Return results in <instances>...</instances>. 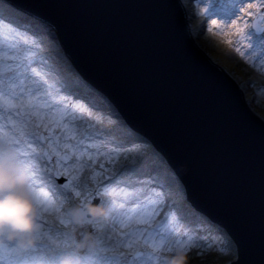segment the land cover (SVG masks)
Returning <instances> with one entry per match:
<instances>
[{
    "label": "snow or ice",
    "instance_id": "snow-or-ice-1",
    "mask_svg": "<svg viewBox=\"0 0 264 264\" xmlns=\"http://www.w3.org/2000/svg\"><path fill=\"white\" fill-rule=\"evenodd\" d=\"M197 2L207 3L206 14L231 19L245 49L235 53L264 70V0L243 8L245 0ZM80 7L76 0H0V143L27 164L41 208L40 241L22 249L0 240V264H55L48 237L67 229L64 205L85 198L111 212L88 225L97 247L82 251L84 264H156L176 246L187 250L189 264H224L225 256L226 264H264V121L255 122L250 107L264 99V86L238 104L235 77L219 69L225 78H214L216 85L233 104L201 115V127L197 113L212 103L207 85L192 83L183 98L177 91L192 81L175 48L177 37L184 45L185 0H118L107 17L73 21L69 10ZM120 8L150 13L123 17ZM88 40L131 51L138 63L150 58L158 84L161 76L176 80L169 98L192 121L207 165L198 185L188 164L174 162L84 69L79 49ZM240 121L258 128V155Z\"/></svg>",
    "mask_w": 264,
    "mask_h": 264
},
{
    "label": "water",
    "instance_id": "water-1",
    "mask_svg": "<svg viewBox=\"0 0 264 264\" xmlns=\"http://www.w3.org/2000/svg\"><path fill=\"white\" fill-rule=\"evenodd\" d=\"M83 7L70 9L69 18L73 21H89L107 17L114 11L112 5L118 0H76ZM134 3H148L150 0H130ZM119 14L131 17L139 13L148 15L149 9L120 8ZM185 31L182 44L179 37L175 40L178 58L182 57L191 71L192 81L184 88L177 89L179 98H183L192 83L203 82L212 94V103L201 113L210 115L217 105L226 111L231 109L233 100L224 95L217 87L215 79L225 78L219 65L211 61L195 44L187 21L184 20ZM195 53V57L189 52ZM79 56L84 69L109 91L122 106L125 113L139 123L172 157L174 162L187 163L190 170V181L198 185L206 170V161L200 150L199 134L193 130V123L177 111V103L169 98V92L176 87V80L161 76L157 83V72L150 58L145 57L142 63L135 60L131 51L114 49L111 43L98 46L93 40L86 41L79 49ZM179 62V60H178ZM211 69V71L209 69ZM215 78V79H214ZM233 96L238 104L243 94L236 83L232 84ZM191 110V109H187ZM251 115V114H250ZM251 118L259 123L262 121L256 114ZM201 127L207 125V119H199ZM240 126L247 129L246 146L250 151L259 153L260 132L258 128H247L245 121Z\"/></svg>",
    "mask_w": 264,
    "mask_h": 264
},
{
    "label": "clouds",
    "instance_id": "clouds-1",
    "mask_svg": "<svg viewBox=\"0 0 264 264\" xmlns=\"http://www.w3.org/2000/svg\"><path fill=\"white\" fill-rule=\"evenodd\" d=\"M110 212L111 205L94 199L65 204L61 219L67 229L48 237L49 247L58 252L55 264H84L82 251L97 247L88 225L106 219ZM40 217L27 164L12 145L0 143V240L14 241L22 249L34 247L40 241ZM156 264H189V255L183 246H176L160 253Z\"/></svg>",
    "mask_w": 264,
    "mask_h": 264
},
{
    "label": "rangeland",
    "instance_id": "rangeland-1",
    "mask_svg": "<svg viewBox=\"0 0 264 264\" xmlns=\"http://www.w3.org/2000/svg\"><path fill=\"white\" fill-rule=\"evenodd\" d=\"M247 2L249 0H245V3L241 4L240 7H245ZM185 5L188 12L186 21L198 48L212 62L231 73L247 97L255 95L258 89L264 86V70L258 71L248 67L235 53V47L245 49L241 43H238L239 37L235 34L234 28L231 27V19L206 14V2L198 3L197 0H185ZM238 15H242V13H238ZM232 19H236V17H232ZM213 20L217 21L216 25L212 24ZM229 38L232 39L231 45L226 42ZM244 43L246 44V41ZM249 80L252 81L251 85L247 83ZM250 107L252 112L264 121V99L260 102L251 103ZM226 260L227 256L224 257V264H226Z\"/></svg>",
    "mask_w": 264,
    "mask_h": 264
}]
</instances>
